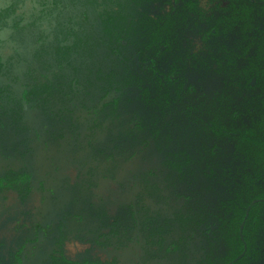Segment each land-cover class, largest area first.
I'll list each match as a JSON object with an SVG mask.
<instances>
[{
  "label": "flooded vegetation",
  "instance_id": "flooded-vegetation-1",
  "mask_svg": "<svg viewBox=\"0 0 264 264\" xmlns=\"http://www.w3.org/2000/svg\"><path fill=\"white\" fill-rule=\"evenodd\" d=\"M0 264H264V0H0Z\"/></svg>",
  "mask_w": 264,
  "mask_h": 264
},
{
  "label": "trees",
  "instance_id": "trees-1",
  "mask_svg": "<svg viewBox=\"0 0 264 264\" xmlns=\"http://www.w3.org/2000/svg\"><path fill=\"white\" fill-rule=\"evenodd\" d=\"M254 141L256 142V141H257V139H256V140H254ZM241 164H242V163H241ZM250 179H251V178H250ZM250 179H249V182H251V181H252V180H250ZM253 180H254V181H256V179H253ZM254 181H253V182H254ZM241 188H242V186H241ZM235 195H237V194L235 193Z\"/></svg>",
  "mask_w": 264,
  "mask_h": 264
}]
</instances>
